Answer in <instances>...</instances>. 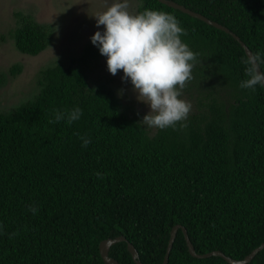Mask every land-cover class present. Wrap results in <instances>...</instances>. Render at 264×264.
<instances>
[{"label": "trees", "instance_id": "1", "mask_svg": "<svg viewBox=\"0 0 264 264\" xmlns=\"http://www.w3.org/2000/svg\"><path fill=\"white\" fill-rule=\"evenodd\" d=\"M174 1L264 56V0ZM146 9L173 14L186 30L181 40L198 56L183 90L198 92L199 108L175 129L149 127L137 105L124 102L116 76L97 70L94 80L99 47L90 42L72 57L53 58L31 98L0 108V264H107L100 243L120 235L143 264H162L175 224L201 254L243 259L264 243V87L240 88L245 49L232 34L159 0H139L138 14ZM18 16L11 32L18 51L36 56L54 44L50 24ZM21 71L19 62L0 69V87ZM76 107L82 115L71 125L50 123L57 110ZM81 136L91 139L86 148ZM109 255L137 264L125 241ZM168 264L230 263L193 257L179 229ZM248 264H264V249Z\"/></svg>", "mask_w": 264, "mask_h": 264}, {"label": "clouds", "instance_id": "2", "mask_svg": "<svg viewBox=\"0 0 264 264\" xmlns=\"http://www.w3.org/2000/svg\"><path fill=\"white\" fill-rule=\"evenodd\" d=\"M128 8L125 0L95 15L97 27L104 25L106 29L103 34L96 31L91 41L99 47L101 55L107 57L110 73L116 75L122 69V80L127 82L130 78L139 94L138 99L150 104L151 112L141 122L162 130L175 129L177 122L187 119L192 107L180 96L186 83L193 78V63L198 54L182 42L181 35L187 32L173 14L152 9L132 14ZM241 63L247 78L241 81L240 88L255 91L257 85L264 87V71L260 70L264 68V56L260 52L248 53L241 58ZM81 115L79 107L71 111L57 110L50 123L66 120L71 125ZM186 126L180 124L181 128ZM80 139L85 148L91 143L89 137L81 136ZM96 177L103 178V173L96 172ZM29 211L36 215L39 208L31 205Z\"/></svg>", "mask_w": 264, "mask_h": 264}, {"label": "rangeland", "instance_id": "3", "mask_svg": "<svg viewBox=\"0 0 264 264\" xmlns=\"http://www.w3.org/2000/svg\"><path fill=\"white\" fill-rule=\"evenodd\" d=\"M116 2L123 3L125 0H0V69L4 72L18 62L23 65V71L18 77L0 87V108L8 111L20 103V100L22 103L31 98L29 92L34 87L39 71L54 64L53 58L72 57L91 42L96 31L103 34L106 26L97 27L95 15L103 13ZM138 2L139 0H127L130 13L138 14ZM21 12L32 15L41 23L50 24L54 30V44L39 55L21 53L14 45L11 32L18 26V13ZM105 65L107 66L106 56L101 60V67L96 66L92 71L95 81L98 80L97 70L103 72ZM113 76L119 80L123 93L127 96L124 97V102L130 106L137 105L138 113L142 117L149 114L150 104L138 99L139 94L134 90L130 78L127 82L122 80L123 70ZM191 92L182 90L180 98L189 102L192 110L196 111L199 108L196 100L198 92Z\"/></svg>", "mask_w": 264, "mask_h": 264}, {"label": "water", "instance_id": "4", "mask_svg": "<svg viewBox=\"0 0 264 264\" xmlns=\"http://www.w3.org/2000/svg\"><path fill=\"white\" fill-rule=\"evenodd\" d=\"M159 1L164 3V4H167L168 6L175 8V9H179V10L183 11L184 13H187L193 17L199 18V19L207 22L208 24L215 26L218 29L224 30L225 32L232 34L233 37L236 40H238L240 42V44L242 45V47L245 49L246 54L253 53L252 50L249 48V46L236 33H234L232 30H230V28H228L227 26H225V25H223V24H221V23H219L213 19H210L209 17L205 16L204 14L197 12V11H194L193 9H191V8L185 6V5H183L177 1H174V0H159ZM260 70L262 71V69H260ZM179 229H182V231L184 233L190 254L193 257H197V258L220 256L223 259H225L227 262H229L230 264H248L249 262H251L255 258V256L261 250L264 249V243H262L261 245L256 247L254 250H252V252L250 254H248L247 256H245V258H243V259H236V258H233L231 256H228L227 254H225L221 250H213V251L201 254V253H198L196 251L195 246L191 242V239L189 237V234H188L186 227L181 225V224H176L171 229L167 250H166L162 264H168V262H169L170 253L173 249L174 242L176 240L177 233H178ZM121 241L127 242V248L130 251V253L132 254L135 262L137 264H143V262L140 259V255H139L138 250L133 245V243H131L124 235H120V236H117L115 238H107V239H104L100 243V247H99L100 248V254H101L104 262L107 264H121L118 260H116L115 258H113L109 255L110 246H112L118 242H121Z\"/></svg>", "mask_w": 264, "mask_h": 264}, {"label": "flooded vegetation", "instance_id": "5", "mask_svg": "<svg viewBox=\"0 0 264 264\" xmlns=\"http://www.w3.org/2000/svg\"><path fill=\"white\" fill-rule=\"evenodd\" d=\"M103 70H104L105 73H110V71L108 70V67L106 65H105V69H103Z\"/></svg>", "mask_w": 264, "mask_h": 264}]
</instances>
